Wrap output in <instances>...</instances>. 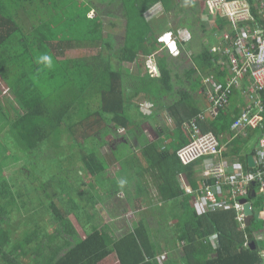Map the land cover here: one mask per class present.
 <instances>
[{"label":"trees","instance_id":"obj_1","mask_svg":"<svg viewBox=\"0 0 264 264\" xmlns=\"http://www.w3.org/2000/svg\"><path fill=\"white\" fill-rule=\"evenodd\" d=\"M115 1L122 7L126 20L123 43L116 49L110 35L104 33L101 10H95L92 0H0V80L18 105L10 116H5L7 128L0 137V149L4 147L3 153L9 145L12 148L14 139L20 155H23L19 156L20 165L24 164L23 167L17 165L21 169L16 166L13 176L7 172L6 176L4 172L18 161L9 152L0 158V264H108L111 260L117 264H260L259 243L253 233L261 229L255 211L261 212L264 199L257 193L256 186L253 190L255 196L248 199L252 204L253 220L243 229L235 220L234 210L198 215L188 206L190 197H184L182 190L178 189L177 194L167 192L172 178L180 174L185 175L187 183L195 189L198 182L195 166L201 161L183 166L175 154L177 163L170 167L171 174L167 165L164 168L166 172L160 170L161 176L165 177L164 186L159 188L162 199L168 200L165 196L168 195L170 200L180 204L179 210H149L142 212L141 217L133 212L125 225H115V219L102 224L95 215L88 213L85 205H91L90 209H93L102 204L100 192L112 190L110 196L115 197L123 191L119 185L107 187V180L101 178V173L116 165L118 159L112 160L108 151H105L108 159L100 157L99 150L108 146L93 135L102 133L111 123L131 132L136 126L127 114L128 103H135L140 93L146 97L158 95L159 98L157 92H170L173 87V75L169 62L165 61L166 55L158 57L155 63L160 78L154 79L149 74L148 57L157 51L156 46L160 44L156 45V23L152 25L145 18L149 10L159 4L165 14L171 13L176 7L175 0ZM247 1L256 24L263 26L264 15L255 8L257 1ZM91 12L94 16L88 19ZM191 12L196 16L197 6L192 7ZM184 19L182 28L190 31L199 22L198 18L191 19L188 14ZM62 26L64 28L60 29ZM76 26L81 30L79 44L90 45L86 46L89 48L98 46L102 52L87 59L59 60L53 50L57 45L72 43ZM112 59L118 64H132L130 73H122L121 68H116L117 65L111 62ZM213 59L209 48L202 44L200 53L191 58L193 68L190 67L186 75L214 73L218 80H222L225 74L211 63ZM59 78L64 79L59 87L60 94L51 101L49 97L52 94L44 95L42 86L44 82L49 86ZM248 79L247 75L241 85H247ZM236 93L237 90L230 101L233 99L240 103L241 98ZM178 95L179 98H175L169 108V115L176 118L175 126L180 132L182 122L196 116L200 109H186L189 94L180 91ZM242 101L245 102L243 98ZM180 112L188 114V117ZM238 114L239 110L235 111L231 106L219 110L215 119L199 125L204 132L211 130L219 134L229 130ZM262 132L259 128L247 129L244 137L234 139L224 158L240 161L243 170L248 171L247 159L254 155ZM53 144L56 148L49 149L50 155L44 156L45 148ZM59 150L67 152L65 159L58 160L59 164L52 167L56 173L48 177L43 171L44 163ZM28 151L31 155L25 157ZM242 151L245 153L239 154ZM112 156H116V152H112ZM77 160L79 170L87 176L86 183H82L78 172L72 179L74 172L71 167ZM125 164L122 176L111 178L109 182L122 179L129 183L134 179L128 173L129 164ZM149 166L153 169L154 164ZM90 177L95 178L93 182ZM18 179H23L22 185L17 184ZM80 183L86 185L83 192H79ZM31 190L39 191L44 202L58 196L60 206L52 204L53 199L47 204V210H52L53 216L42 213V201L38 205L35 203V209L31 210L38 215L30 216L31 204L23 199ZM128 193L130 195L131 190ZM18 198L24 203L22 206L17 204ZM11 202L16 203L15 208L11 207ZM159 215L161 220H157ZM133 216L136 220L131 223ZM46 217L48 221L43 223L53 225L52 234H48L40 224ZM168 218L169 221L165 220ZM171 220L173 223L170 224ZM101 221L104 222V218ZM212 238H217L216 245L210 241ZM248 242H254L255 249L252 250ZM27 246L31 248L28 250Z\"/></svg>","mask_w":264,"mask_h":264},{"label":"built area","instance_id":"obj_2","mask_svg":"<svg viewBox=\"0 0 264 264\" xmlns=\"http://www.w3.org/2000/svg\"><path fill=\"white\" fill-rule=\"evenodd\" d=\"M256 1L255 8L264 15V0ZM205 7L212 23L220 19L231 26V31H222L223 34L218 36L219 43L210 50L213 60L218 59V55L227 60L231 76L225 85L213 76L204 78L203 84L210 103L207 114L215 118L237 90L245 100V105L229 128V132L233 133L231 140L246 133L249 128H259L263 132L253 155L255 166L244 171L239 161L224 159L223 138L212 131L202 130L199 124L205 122L206 117L199 113L189 121L190 139L176 151V157L183 166L197 161L205 166L201 187L194 191L185 187L187 193L196 194L194 207L197 214L234 210L235 220L239 228L243 229L246 219L244 205L251 203L248 199L255 186L259 196L264 199V25L256 24L247 0H205ZM147 65L152 77L159 76L152 61L149 60ZM247 75L248 83L242 86ZM261 214L264 218V200ZM258 256L261 264H264V249L258 252Z\"/></svg>","mask_w":264,"mask_h":264},{"label":"crops","instance_id":"obj_3","mask_svg":"<svg viewBox=\"0 0 264 264\" xmlns=\"http://www.w3.org/2000/svg\"><path fill=\"white\" fill-rule=\"evenodd\" d=\"M175 2H176L175 5L177 6L179 2H177L176 0ZM196 6H197L196 2L193 3L192 7H196ZM165 15L166 17H168L167 14ZM206 22L212 23L209 20ZM210 25H211V30H210L211 32H209L210 35L207 38L206 43H204L209 48V50H211L212 46L219 43L218 36H221L223 34L222 31H226L224 27L229 26V24L218 19ZM206 32L208 31L206 30ZM214 34H216L217 36H215ZM162 45L164 44L160 42L159 48L157 49L155 53H153V55L148 57V60L152 59L153 62L156 61L155 63H157L158 57L163 56V54H160V52H163L164 48L162 47H165V46H162ZM166 47L169 48V46H166ZM177 48L179 49L178 51L175 50L176 48H174L175 53L177 55L179 53L183 55V51H187L188 46H177ZM200 50H201V46H200ZM198 53H200V51ZM174 56L176 55H173L171 57H174ZM194 56L195 55H192L191 58H193ZM185 58L188 59L186 56ZM191 58L188 59V61H191ZM175 60L177 59L175 58ZM211 63L221 70L219 71L220 73L225 74L222 77V80H218L214 76V73L206 74V75L196 74V76H187L186 72L189 70L188 68L183 72V75L181 77L173 76L171 78L173 87L170 92H165V93L157 92L158 94H160L159 98H158V95H154V97L153 96L146 97L145 94L140 93L142 94V97H143L142 98L143 102L141 104H138L137 101H135V103L133 102H129L130 104L128 103L129 105V108H128L129 115L128 116L131 119H133V123L136 126L135 128L132 129V133L130 131H126V129L124 128H116L115 125L111 123L109 124L108 128H106L102 133H95L93 135V137H97L95 138L96 140H99L108 146L106 148L102 147L99 150L100 157L104 156L105 158L108 159L109 157L106 155L107 152L105 153V151H108L111 155L112 160L118 159V162L116 163V165L110 167L108 170L101 173V178L103 177L104 179L107 180V183H106L107 187L108 186L113 187V186L119 185L122 187L120 188L123 189V191H120V193L117 194L115 197L110 196V194L112 193V190H108L106 192H100L102 204L98 207L95 206L93 209H90L91 205H85L86 209L88 210V213L95 215L96 220L98 222L100 220L102 224H107V222L112 221V219H115L116 221L119 222L120 225H125L127 223L126 217L129 218L130 215L127 214L125 217L123 213H120L121 208L123 206H126V208L129 209V212L132 213V215H133V212H135L140 217L142 216V212H146L149 210H159V212L161 211L167 212L169 210H176V209L179 210L181 208L180 204L177 203V201L170 200V197H168V195H165L168 198V200L162 199V195L159 192V188L164 186L165 177L161 176L160 170L166 172V170L164 169L166 165L169 167V169L170 167L173 168L176 165L177 163V160L175 157L176 151L181 146H183L182 145L183 142H186L185 144L188 143L190 139V130L188 129L187 125L189 121L195 116L193 117L191 116L190 118L182 122L181 127H180V132H178V129L175 126V122L177 120L176 118L173 117V115H169L170 113L169 108H171L173 100L175 98H179L178 92L184 91L185 93L189 94L185 108L188 110H191L192 107H197L198 109H200L199 113H202L205 115L206 120L205 122H201V124H206L207 122L216 118V117L211 118L207 114V110L210 107V103L207 99V90L203 84L204 78L207 76H213L218 81L224 82L230 78L231 73H230V70L227 64V60L225 58L218 55V59L212 60ZM190 65L193 68L192 61ZM158 71H159V68H158ZM176 88H178V90ZM237 93L239 94V97L241 98V102L239 103L237 100L232 101L233 100L232 99L226 108L233 106L235 111L239 110V112H241V109L244 107L245 102L242 101L240 92L237 91ZM236 94L234 96L235 98H236ZM146 98H148L147 105H146ZM155 98H158V99H155ZM131 105L133 106L135 105L138 109L143 108V110L144 108H147L149 109V111H146L147 112L146 115L143 114V116H141L138 111L134 113L130 110V108L132 109ZM180 113L188 117V114H183L182 112ZM135 119H137V121H135ZM200 127L202 128V125H200ZM217 135L223 138V145L225 143L224 145L225 153L229 152L230 145H232V143L234 142V138L233 140H231V137H230V136H233V133H230L229 130H226ZM228 140H231V141L228 142ZM112 152H116V156H112ZM244 153L245 152L243 151L239 152V154H244ZM151 160L152 162H156V165H158L159 167L156 171L157 174L155 173V175L149 174L153 170L149 166L150 165L149 163ZM227 160L232 161V159H229V158ZM125 163L129 164L127 166L128 167L127 169H130L128 173H131L132 176L138 173L140 177L137 179H133L129 183L124 182L122 179L120 180L117 179L115 183H112L113 180L109 182L111 178L118 177L120 175L122 176V172H124L122 168L124 166L126 167ZM248 167L249 166L247 165V168ZM111 169L114 170V172H112ZM120 169L122 170L118 171ZM204 169H205V166L202 162H200L199 165L195 166V170H196L195 176L198 179L197 187L195 189L190 184L187 183L186 181L187 179H185L186 177L183 174H180L174 178L171 177L172 184L169 183L167 187L168 193L173 192V194H177L178 189H179L183 191L184 197L185 196L190 197L188 206L196 214H197V210L194 207L195 202H196V194L194 192L193 194L187 193L185 191V187L186 186L190 187L192 191L198 190L201 187V183L203 179L202 174H203ZM169 173L171 174V169ZM75 174L76 173L72 174V179L75 177ZM85 177L87 178L86 174H85ZM175 178L176 180H178V182L176 183H175ZM94 179L95 178L93 177L89 178V180L92 182L94 181ZM69 183L73 184V182H69ZM19 185H22V184H19ZM28 185L26 188H28ZM129 190H131V193H130L131 196L128 193ZM79 192H82V191H79ZM128 197L130 198V200L128 199ZM182 198H180L179 200H182ZM54 205L60 206V201L58 200L57 204H54ZM103 205H104V209L102 210V212H97V210H99ZM15 206H16V203L11 202V207L15 208ZM110 211H112L115 214V217L111 216ZM101 218H104V222L101 221ZM161 218H162L161 215H159L157 220H161ZM124 220L125 222L123 223ZM135 220H136V217L133 216L131 223H133V221ZM165 220L169 221V218ZM45 221H48V220L46 219L42 220V222H45ZM171 222L172 220L169 223L171 224ZM13 223L15 224V219H13ZM8 225L10 226V221ZM48 225L52 226L51 224H48ZM257 237L259 238L258 240H256L259 243L258 248L259 250H261L264 248V237L260 235H257ZM210 241H212L214 245L217 244V238H212L210 239ZM108 264H117V262L111 260L108 262Z\"/></svg>","mask_w":264,"mask_h":264},{"label":"rangeland","instance_id":"obj_4","mask_svg":"<svg viewBox=\"0 0 264 264\" xmlns=\"http://www.w3.org/2000/svg\"><path fill=\"white\" fill-rule=\"evenodd\" d=\"M78 2H81V0H77ZM94 3V8L95 10L100 8L101 12L99 13L102 16V20L104 22V33H108L110 35L111 41L113 42V48H118L122 45L123 43V38H124V28H125V23L126 20L124 18V15L122 14V7L115 1V0H92ZM177 2H179L177 4V6L174 8V11H172L171 13H166L168 14V17H166L165 12H164V8L162 7L161 4L159 5H155L152 7V9L150 10V12L148 14H146V18L145 20L149 23H151L152 25H154L156 23V25H154L157 29L155 30V35L158 38V41L156 43L160 44V42H162L165 46L163 49V52H160V54H164L168 57L165 59V61L169 62V69H171L172 71V75L176 76V77H181L183 75V72L190 68L191 65V61H188V59H190L192 57V55H196L199 51H200V46H202V44L206 43L207 40V35L209 32H211V25L212 23H208L206 21L209 20V16L206 13V8H205V4H204V0H176ZM196 2L197 5V12H196V16L192 15L191 12V7L193 5V3ZM191 16V19L196 20L198 18V21L195 26L194 29L192 31L188 30V29H183L182 27H184L185 25V17ZM260 14V13H259ZM262 15V14H260ZM94 16V13L91 12L89 14L88 19H91ZM204 22V23H203ZM207 23V24H205ZM26 24H29L26 21ZM64 27H60V29H63ZM206 30L208 31V33L206 32ZM226 31H231V26H226L225 27ZM74 37L72 36V43L70 44H60L57 45V48L54 49L53 51L57 54V57L59 59H72V58H83V59H87L89 58V56H96L99 55L102 52V49L98 46L96 47H86V46H90V45H83V44H79V36H80V27L76 26L74 29ZM106 36V34H105ZM57 44V43H53ZM180 44V45H179ZM60 46V47H59ZM101 46V45H99ZM166 46H169V48H167ZM177 46H188L187 51H183L182 55L181 53H179L178 55L175 53L174 48H176L175 50H179L177 48ZM159 48V46H156ZM163 48V47H162ZM166 51V52H164ZM107 50H105V54L107 55ZM173 55H176L174 57H171ZM185 56L188 58L186 59ZM181 57V58H180ZM175 58L177 60H175ZM112 63L114 62L116 68H121V72L125 73V74H129L131 69H132V64H118L116 60L112 59L111 61ZM113 63V64H114ZM51 66V65H50ZM51 68H54V66H52ZM64 82V79H58L55 81H53L52 84H50L49 86L47 85L46 82H44L43 86H42V93L44 95L51 93V97H49V99L51 101H53L57 96H59L60 92H59V87L62 85V83ZM178 90V88H176ZM142 94H139L136 98V101L138 102V104H141L143 102L142 99ZM148 104V98H146V105ZM132 109L130 108V110L132 112H139V114L141 116L146 115L147 112L149 111V109L147 108H141L138 109L135 105H131ZM18 108V105L16 103V101L13 99V96L7 91L6 86L1 82L0 80V137L3 134V132L5 131V129L7 128V124H6V118L5 116H10L12 114V109ZM15 113V112H14ZM128 114V111H127ZM129 115V114H128ZM135 121H137V119H135ZM91 132V131H90ZM89 132V133H90ZM132 133V131H131ZM91 135V133H90ZM240 136L244 137L245 133L240 134ZM13 137V136H12ZM14 138V137H13ZM7 139H10V136H7ZM13 142V147L10 148V145L8 146V148H6V150L2 152L3 150V146L0 149V158H3L8 152L10 153V155L14 158V160L18 161V164L13 165L11 167L10 170H6L4 172V174H6V176L14 175V171L16 169V166L19 165L21 167L24 166V164L22 163V165H20V159L19 156H23L20 155L21 151L18 148V145L16 144V142L14 141V139L12 140ZM7 145V144H6ZM53 144L50 147H46L44 150V156H48L50 155V152H48L49 149H53L56 148ZM14 147H17L14 148ZM67 148V147H66ZM154 148V147H152ZM11 149V151H10ZM227 151V149H226ZM30 151H28L27 153L24 154L25 157H29V155H31V153H29ZM65 154H67V152L65 150H59L55 156L53 158H48L45 161V167L43 169L44 173L47 174V176H51L52 174H55L56 172L54 170H52V167H55L57 164H59L58 160L61 159H65ZM11 157V159H12ZM15 162V161H14ZM23 162V161H22ZM39 162H42L39 160ZM76 165H72L71 169L74 173L78 172L79 176L82 178L83 182L82 183H86V181H88L87 178H85V175L81 170L78 160L76 161ZM154 164L153 166V170L151 173L152 175H155L157 169L159 168L158 165H156V162H152V160L150 161L149 164ZM17 166L19 169H21V167ZM118 166V165H117ZM80 168V170H79ZM40 169L42 170V167H40ZM76 170V172H75ZM112 172H114V170L111 169ZM8 174H7V173ZM63 172V171H62ZM20 173V171H19ZM157 174V173H156ZM140 175L138 173H136L133 178L137 179L139 178ZM23 179H18L17 184H22ZM82 183L80 184L81 189L80 191H85L86 189V185H82ZM30 189V188H29ZM52 191V190H50ZM29 198V199H28ZM53 199V201H52ZM52 199L47 198L45 200V202L42 200L41 197V193L38 191H34L31 190L28 191L27 193V197L25 199H23L25 202L29 201L30 202V216L32 214L33 215H38V214H33V212L31 210L35 209L36 205L39 204V201L44 202V206H43V214L49 215L50 217L53 216L52 213L53 211L50 210L48 212L47 207H48V203H50L52 201V204H57L58 202V198L57 195L55 197H53ZM17 204L22 206V204H24L22 202V200L20 198L16 199ZM36 203V205H35ZM104 209V205L97 210V212H102V210ZM111 212V216L115 217V214ZM120 213H123L126 217L127 214L130 215L129 218L126 217L127 220H129L131 218L132 213L129 212V209L126 208V206H123L121 208ZM40 217V215L38 216ZM43 217V216H42ZM255 218L256 221H259L260 225H261V229H258L257 231H255L253 233V237L257 238V235H260L262 237H264V218L263 216L255 211ZM46 220L48 219L47 217L45 218ZM149 219V218H148ZM32 223V221H31ZM258 223V224H259ZM33 224V223H32ZM41 225H45V223L40 222ZM115 225H119L118 221L114 222ZM263 224V225H262ZM112 225V224H111ZM45 231L48 234H52L54 231V227L49 226V225H45L44 226ZM58 239V238H56ZM12 245H15L14 243H12ZM31 248V246H27V249L29 250Z\"/></svg>","mask_w":264,"mask_h":264},{"label":"water","instance_id":"obj_5","mask_svg":"<svg viewBox=\"0 0 264 264\" xmlns=\"http://www.w3.org/2000/svg\"><path fill=\"white\" fill-rule=\"evenodd\" d=\"M247 163H248L249 168H253L254 167V161H253L252 156L248 157ZM254 196H255V193L252 192L251 193V197H254ZM244 214L246 215L245 225L249 226L251 221L253 220V211L251 209V204L250 203H246L244 205ZM250 246L252 247V250L255 249V246H254L253 242H250Z\"/></svg>","mask_w":264,"mask_h":264},{"label":"clouds","instance_id":"obj_6","mask_svg":"<svg viewBox=\"0 0 264 264\" xmlns=\"http://www.w3.org/2000/svg\"><path fill=\"white\" fill-rule=\"evenodd\" d=\"M204 4H205V0H204ZM205 8H206V7H205ZM206 13H207V10H206ZM209 21H210V20H209ZM210 22H212V21H210ZM203 23H204V22H203ZM225 27H226V26H225ZM225 27H224V29H225ZM163 48H164V47H163ZM149 59H151V58H149ZM148 61H149V60H148ZM150 61H152V59H151ZM152 62H153V61H152ZM153 64H155V62H153ZM155 66L157 67L156 64H155ZM148 69H149V68H148ZM157 69H158V67H157ZM158 72H159V71H158ZM149 74H150V73H149ZM150 76H151V75H150ZM151 77H152V76H151ZM152 78H154V79L160 78V73H159V76H155V77H152ZM230 102H231V101H230ZM230 102H229V103H230ZM229 103H228V105H229ZM228 105H227V106H228ZM227 106H226V107H227ZM226 107H225V108H226ZM225 108H224V109H225ZM224 109H220V110H224ZM241 110H242V109H241ZM218 112H219V111H218ZM217 114H218V113H217ZM240 114H241V112H240ZM238 117H239V115H238ZM238 117H237V118H238ZM237 118H236V119H237ZM236 119H235V120H236ZM235 120H234V121H235ZM230 126H231V125H230ZM246 131H247V130H246ZM213 133H214V132H213ZM214 134H215V133H214ZM216 135H217V134H216ZM218 136H219V135H218ZM227 148H228V147H227ZM224 156H225V151H224ZM249 157H250V156H249ZM252 158H253V155H252ZM224 159H225L226 161H228L226 158H224ZM234 160L237 161L236 159H234ZM247 160H248V159H247ZM253 161H254V160H253ZM232 162H233V160H232ZM239 162H240V161H239ZM240 163H241V162H240ZM241 164H242V163H241ZM242 165H243V164H242ZM247 165H248V163H247ZM254 166H255V163H254ZM253 168H254V167H253ZM248 169H252V168H249V167H248ZM252 192H253V191H252ZM250 197H251V195H250ZM250 204H251V203H250ZM251 209H252V204H251ZM252 211H253V209H252ZM260 213H261V212H260ZM261 215H262V214H261ZM245 227H246V225H245ZM254 239H255V240H258L259 238H258V237L255 238V237H254ZM248 243H250V242H248ZM263 249H264V248H263ZM261 250H262V249H261ZM259 251H260V250H259ZM259 251H258V252H259ZM260 264H261V262H260Z\"/></svg>","mask_w":264,"mask_h":264}]
</instances>
